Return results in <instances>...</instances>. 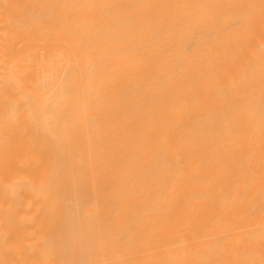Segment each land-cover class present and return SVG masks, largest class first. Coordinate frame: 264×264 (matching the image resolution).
I'll return each instance as SVG.
<instances>
[{
    "label": "bare ground",
    "instance_id": "6f19581e",
    "mask_svg": "<svg viewBox=\"0 0 264 264\" xmlns=\"http://www.w3.org/2000/svg\"><path fill=\"white\" fill-rule=\"evenodd\" d=\"M262 262L264 0H0V264Z\"/></svg>",
    "mask_w": 264,
    "mask_h": 264
},
{
    "label": "snow or ice",
    "instance_id": "6c2138e0",
    "mask_svg": "<svg viewBox=\"0 0 264 264\" xmlns=\"http://www.w3.org/2000/svg\"><path fill=\"white\" fill-rule=\"evenodd\" d=\"M33 7H36V6H33ZM262 264H264V262H262Z\"/></svg>",
    "mask_w": 264,
    "mask_h": 264
}]
</instances>
